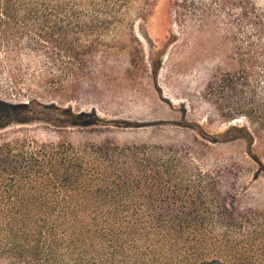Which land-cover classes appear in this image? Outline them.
Segmentation results:
<instances>
[{
    "label": "trees",
    "instance_id": "1",
    "mask_svg": "<svg viewBox=\"0 0 264 264\" xmlns=\"http://www.w3.org/2000/svg\"><path fill=\"white\" fill-rule=\"evenodd\" d=\"M217 1L234 18L238 67L208 94L248 126L191 144L75 142L69 129L104 125L97 112L0 97V264H264V209L232 203L205 163L211 145L238 140L260 162L264 15L252 0H211L200 17ZM118 26L120 0H0V89L20 87L24 70L38 90L81 84ZM46 117L58 142L29 135Z\"/></svg>",
    "mask_w": 264,
    "mask_h": 264
},
{
    "label": "rangeland",
    "instance_id": "2",
    "mask_svg": "<svg viewBox=\"0 0 264 264\" xmlns=\"http://www.w3.org/2000/svg\"><path fill=\"white\" fill-rule=\"evenodd\" d=\"M176 1L120 0V27L111 32L108 47L92 57L81 84L57 92L38 90L30 83L32 71L24 70L22 85L0 89V97L26 101L37 96L44 104L97 112L104 125L69 129L67 136L75 142L111 138L120 144H191L203 140L202 132L210 138L234 124L248 126L245 117L226 122L208 94L216 76L238 67L234 18L219 1L206 18L200 17L204 7L198 4L211 0H187L186 5L180 0L179 7ZM252 1L264 15V0ZM9 92L14 97H7ZM47 122L46 117L31 125L29 135L58 142L62 135L46 130ZM253 150L260 162L244 141L213 144L205 163L223 176L232 203L264 209V142Z\"/></svg>",
    "mask_w": 264,
    "mask_h": 264
},
{
    "label": "water",
    "instance_id": "3",
    "mask_svg": "<svg viewBox=\"0 0 264 264\" xmlns=\"http://www.w3.org/2000/svg\"><path fill=\"white\" fill-rule=\"evenodd\" d=\"M234 125H236V124H234Z\"/></svg>",
    "mask_w": 264,
    "mask_h": 264
}]
</instances>
